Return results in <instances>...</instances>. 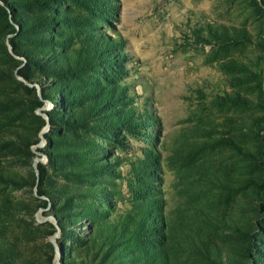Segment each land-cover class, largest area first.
<instances>
[{"label": "rangeland", "instance_id": "1", "mask_svg": "<svg viewBox=\"0 0 264 264\" xmlns=\"http://www.w3.org/2000/svg\"><path fill=\"white\" fill-rule=\"evenodd\" d=\"M0 264H264V0H0Z\"/></svg>", "mask_w": 264, "mask_h": 264}]
</instances>
